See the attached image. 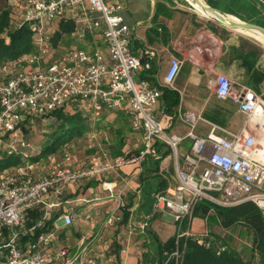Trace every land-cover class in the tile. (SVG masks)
<instances>
[{"label": "built area", "instance_id": "obj_1", "mask_svg": "<svg viewBox=\"0 0 264 264\" xmlns=\"http://www.w3.org/2000/svg\"><path fill=\"white\" fill-rule=\"evenodd\" d=\"M3 1L11 9L16 27H30L35 48L0 64V158L4 154L23 158L20 165L0 172V264H100V257L91 256L88 246L73 252L60 243L59 230L72 226L77 218L72 211H62L63 195L81 181L158 155L157 144L172 151L177 178L175 188L156 194V208L171 212L177 224L174 246L164 252L160 264H180L187 239L214 249L218 255L228 249L223 239L192 230L194 210L204 201L222 207L253 202L264 215V163L259 158L263 144L259 134H264V127L255 125L252 131L228 133L230 138L216 136L214 128L203 138L196 128L204 118L185 112L180 118L189 131L185 135L169 132L155 115L162 89L138 79L143 63L132 52V32L121 15V3ZM68 24L74 26L70 34L62 32ZM59 33L62 38L56 42ZM91 36L101 38L105 51L80 46ZM181 68L182 62L172 58L165 86H174ZM216 92L221 99H232L248 121L259 110L264 113V101L251 90L235 91L226 75L218 77ZM124 102L132 128L143 133L144 149L136 157L76 169L67 143L60 161L54 159L55 154L31 159L39 153L33 154L34 146L26 138L27 126L37 120L53 125L54 112L68 108L92 111L99 117L104 109H122ZM186 140L192 147L179 165L178 153ZM46 162L53 165L48 173H42ZM123 193L120 190L117 195L119 208ZM115 220L110 217L107 221L113 225Z\"/></svg>", "mask_w": 264, "mask_h": 264}, {"label": "crops", "instance_id": "obj_2", "mask_svg": "<svg viewBox=\"0 0 264 264\" xmlns=\"http://www.w3.org/2000/svg\"><path fill=\"white\" fill-rule=\"evenodd\" d=\"M109 1L124 7L121 15L131 28L132 52L143 63L138 79L162 89L155 115L169 132L185 135L189 131L180 118V113L185 112L204 118L196 128L203 138L214 128V134L224 138H230L228 133L253 130V119L248 121L232 99L219 98L216 88L218 77L226 75L233 81L235 91L251 90L264 101V0H201L205 6L255 32L219 24L211 19L212 15L194 10L190 0ZM80 46L105 51L99 36L88 37ZM172 58H178L182 68L174 86L167 87L164 78ZM126 107L124 102L122 109H104L99 117L92 111L83 112L87 117L89 152L82 156L70 146L74 168L107 165L119 157L140 154L144 149L143 133L132 128ZM191 147L190 140L181 145L179 165ZM157 150L158 155H149L141 164L128 163L67 190L62 211H72L77 218L72 226L59 230L60 243L73 252L88 246L91 256L100 257V264H160L169 242L176 237L177 224L171 212L156 208V194L175 188L177 178L172 151L163 144H157ZM62 158L61 149L54 159ZM52 165L46 162L42 173H48ZM120 190L124 193L119 208ZM110 217L116 219L113 225L108 224ZM196 217L204 225L200 224L196 231L192 223L194 232H209L239 251L244 247L242 231L235 236L236 227L225 228L217 220L200 216H194L193 222Z\"/></svg>", "mask_w": 264, "mask_h": 264}, {"label": "trees", "instance_id": "obj_3", "mask_svg": "<svg viewBox=\"0 0 264 264\" xmlns=\"http://www.w3.org/2000/svg\"><path fill=\"white\" fill-rule=\"evenodd\" d=\"M74 29L72 24L64 25L62 32L70 34ZM62 38L59 33L56 42ZM33 32L29 26L16 27L12 22L11 9L7 3L0 0V64L14 60L34 51ZM73 112L61 109L54 112L56 122L52 131L38 155L32 156L37 160L42 155L58 153L64 145L76 136H81L87 130V117L82 111ZM23 162L22 156L4 154L0 158V172ZM212 212L213 214H210ZM194 216L217 220L225 228L243 227L252 234V244L248 256L242 255L235 248L229 247L218 255L212 248H206L197 241L187 239L182 249L180 264H264V215L253 202H244L234 207H222L209 201H204L194 210ZM175 239L169 242L167 250L174 246Z\"/></svg>", "mask_w": 264, "mask_h": 264}, {"label": "rangeland", "instance_id": "obj_4", "mask_svg": "<svg viewBox=\"0 0 264 264\" xmlns=\"http://www.w3.org/2000/svg\"><path fill=\"white\" fill-rule=\"evenodd\" d=\"M69 112H73L74 110L71 108L67 109ZM258 113H261V111H259ZM52 131V124H49L48 121H41V120H37L32 126H27L26 128V138L30 141V143L34 146V151L33 154L35 155L36 153H40L41 152V148L42 146H44L46 140H47V136L50 135ZM87 130L81 135V136H76L75 139H73L72 141H70L68 144L71 147L73 151L75 152H80L82 154V156L86 155L88 151V147H89V138L87 137ZM104 137L101 138V140ZM104 140V139H103ZM259 140L263 141V146H264V134H259ZM103 142V141H102ZM264 153V147L263 149H261V154ZM43 159H47V155L44 154L41 156ZM264 157V156H263ZM211 214H213L212 212H210ZM193 228L196 231H199V225L203 224L204 222L201 218L196 217L194 222H193ZM239 231V232H238ZM240 231H242L240 233ZM235 236L239 235L240 233V238L245 242L244 243V247L240 248V252L242 255L248 256V250L250 248L249 245L252 244V234L251 232L247 231V229L243 228V227H236L235 230ZM229 247L233 248L232 244H229L228 241L226 242ZM235 248V247H234ZM250 255V254H249Z\"/></svg>", "mask_w": 264, "mask_h": 264}, {"label": "water", "instance_id": "obj_5", "mask_svg": "<svg viewBox=\"0 0 264 264\" xmlns=\"http://www.w3.org/2000/svg\"><path fill=\"white\" fill-rule=\"evenodd\" d=\"M195 3L200 4L203 6V8L207 9L209 12L213 13L215 17L211 18L214 21L218 22L219 24H222L224 26H227L229 28L235 29V30H241V31H245V32H255L250 26L245 25V24H240V23H228L226 21V16L222 15L221 13H219L218 11L205 6L201 0H193ZM264 34V33H263ZM264 40V39H263Z\"/></svg>", "mask_w": 264, "mask_h": 264}, {"label": "bare ground", "instance_id": "obj_6", "mask_svg": "<svg viewBox=\"0 0 264 264\" xmlns=\"http://www.w3.org/2000/svg\"><path fill=\"white\" fill-rule=\"evenodd\" d=\"M190 3H191V6L193 7L194 10H196V11H198V12L204 14V15H210V16L212 15L213 17H215L213 13H211V12H209L207 9L203 8L202 5L195 3L193 0H190ZM226 21H227L228 23H231V22H232V23H235V22H236V21L231 20L230 18H227V17H226ZM236 23H238V22H236ZM259 111H260V110H259ZM259 111H258V112H259ZM258 112H257L256 115L254 116L252 122H253L255 125H262V126L264 127V113L262 112V110H261V113H258ZM251 124H252V123H251ZM259 158H260V160L264 163V157L260 155Z\"/></svg>", "mask_w": 264, "mask_h": 264}]
</instances>
